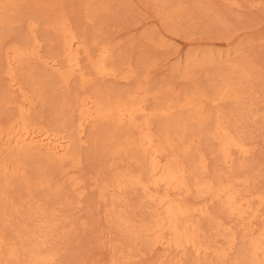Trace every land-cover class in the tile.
<instances>
[{
    "label": "rangeland",
    "instance_id": "374dc122",
    "mask_svg": "<svg viewBox=\"0 0 264 264\" xmlns=\"http://www.w3.org/2000/svg\"><path fill=\"white\" fill-rule=\"evenodd\" d=\"M61 1V8L49 10L41 0H17L13 11L0 7V124H8L16 112L13 104L5 103V98L18 96L9 85L10 77L6 72L4 59L5 48L22 43V36L28 34L30 29L29 19L35 18L33 20L38 21L35 34L37 32L41 43L40 54L44 58H52L58 52L60 42L45 23L53 21L57 16L69 18L88 42L94 60L98 58L104 45H110L108 48L113 58L110 57L108 61L116 62L121 73L132 74L130 79L119 80L108 76L99 79L94 71L93 61L83 59L82 65L86 68L89 81L85 88L79 89L81 95L87 94L95 86L109 85L125 89L141 84L149 92L154 88V92L156 87L169 85L172 88L170 95L162 97L167 96L171 104L180 103L179 111L176 107L172 112L181 115L180 128L185 130L188 141L193 138L192 153L203 152L208 156L210 177L221 173L225 177L239 178L236 181L239 189L245 194H253L254 204L261 206L254 217L256 221H253L258 228L263 226L264 202L258 205V195H264V0H180L184 13L176 19L173 15L166 19L164 5L153 0H95L91 5L92 10L100 8L95 14L92 10H86L85 0ZM205 55H210L214 61L203 67H195L188 77H184L187 58L201 59ZM60 60L63 61L62 58ZM232 64L250 71L249 79L244 84L243 97L244 105L249 107L244 114L243 126L250 151L242 156L239 151L234 150V166L230 169L222 161L217 142L211 140L209 143L205 138L199 137L196 130L199 129L200 122L212 124L219 112L224 115L234 112L232 120L238 116L233 101H213L211 97V91L219 83L218 75L228 72ZM19 67L17 73L20 78L33 75V80L41 88V100L35 110L40 117L39 121L43 125L58 127L61 122L53 116L55 103L61 98H66L70 103V89L79 84L78 77H72L69 84L71 86L66 87L62 85L61 78L49 76V70L36 59H26ZM189 98L193 99V103H187ZM153 102L150 101V104ZM199 108H203L204 112L202 121H199ZM71 110L67 106L65 112L70 114ZM247 123L250 125L247 126ZM90 140L85 135L83 142L77 140L75 144L82 155V162L71 168L72 175L82 180L78 187L60 179V186L52 188L53 190L27 188L24 184L27 172L31 173L38 162L32 153L17 154V159L20 160L17 162L23 164V169L17 172L18 175L3 176L0 186L4 190L3 198L18 204V210L11 212L3 204L0 205V232L6 240L17 243L20 258H7V246L0 240V264H31L28 253L25 252L28 246L20 237L30 238L41 225L44 226L42 230H45L46 225L51 227L44 247L45 253L55 254L51 264H194L197 257L191 250L186 254L178 251L165 254L160 246L152 247L151 243L132 239L119 232L111 222L114 211L126 213L133 220L136 219L137 223L146 216L145 212L148 213L140 202L141 192L131 188L124 194H115L114 198L108 195V199L104 201L99 195V185L112 173L136 170L137 167L135 161L125 155L104 165ZM5 146L6 143L0 141V156ZM39 163L47 171L50 170L48 172H53L50 169L54 168L53 165ZM56 177L58 178V174ZM20 185H25L26 190ZM30 189L32 194L27 192ZM195 195L192 193L185 200L193 203L198 200ZM214 201L216 200L210 203ZM38 205L45 210L42 218L34 215L32 211ZM210 205L209 216L202 218L206 241L215 244L216 220L232 224V230L239 238L235 252L237 256L243 245L239 221L231 222L218 202ZM3 212L7 213L6 217L2 215ZM219 239L221 245L226 243ZM201 259L200 264L216 263L212 256H202Z\"/></svg>",
    "mask_w": 264,
    "mask_h": 264
},
{
    "label": "bare ground",
    "instance_id": "6f19581e",
    "mask_svg": "<svg viewBox=\"0 0 264 264\" xmlns=\"http://www.w3.org/2000/svg\"><path fill=\"white\" fill-rule=\"evenodd\" d=\"M41 1L48 10L61 8L62 4L61 0ZM94 1L85 0L86 10H92L91 5ZM153 1L164 5L166 19L172 15L176 19L184 13L182 0ZM16 4L17 0H0V7L8 11H13ZM92 11L95 14L100 8L96 7ZM33 19H29L28 29H30L28 34L22 36V43L7 46L4 51L6 72L10 77L9 85L18 96L5 98V103L13 104L16 112L10 115L8 124H0V141L6 143L0 156V181L3 176L16 175L23 169V164L17 162L19 160L17 154L32 153L38 163L31 173L27 172L26 177L24 176V184L27 188H58L60 179H65L63 182L69 181L73 187H78L82 180L72 175L71 168L82 162V155L75 144L77 140L83 142L85 135H88L99 157L103 159L104 165L125 155L134 160L137 167L136 170L112 173L113 175L111 174L99 185V195L104 201L108 199V195L114 198L115 194H124L131 188L141 192L140 202L148 213L145 212L146 216L139 223L126 213L113 212L111 222L120 233L135 240L141 239L151 243L152 247L160 246L165 250V254L168 252L171 254L172 251L186 254L191 250L197 257L194 264H200L202 256L214 257L215 264H264V225L258 228L254 223L256 221L254 217L259 213L258 208L261 206L254 204L253 194H245L239 189L236 182L239 178L225 177L221 173L213 177L209 176L208 156L203 152L192 153L193 138L188 141L184 134L185 130L180 128L181 115L172 112L173 108L177 107V111L181 108L179 102L171 104L167 97L172 88L166 85L156 87L154 92L153 88L152 92L151 90L149 92L148 88L141 84L125 89L106 85L95 86L87 94L81 95L79 89L85 88L89 81L86 68L82 65L83 59L93 61L94 71L99 79L107 76L119 80L130 79L132 74L121 73L116 62L114 64L108 61L113 56L108 48L110 45H104L98 58L94 60L88 42L79 34L73 22L63 16H57L53 21L45 23L46 27L52 29L54 37L59 40L60 47L55 56L44 58L40 54L41 43L37 32V35L35 34L38 21ZM61 58L63 61L60 60ZM26 59H36L44 64V68L49 70V76L61 78L63 86L70 87L71 78L78 77L79 84L70 89V103L66 98H61L55 103L53 116L55 120L61 122L58 127L43 125L39 121L40 117L35 113L37 104L41 100V88L38 82L33 80V75L20 78L17 73V67ZM212 61L214 60L210 55H205L201 59L187 58L183 76L188 77L195 67H203ZM248 71L242 66L233 65L228 72L218 75L219 83L211 91L213 101H233L238 116L232 120L234 112H230L229 115L219 112L212 124L200 122V127L196 130L199 137L205 138L208 142L211 140L217 142L222 161L230 169L234 166V154H236L234 150L239 151L242 156L244 154L246 156L250 151L244 137L243 126L244 114L249 108H246L247 105L245 106L243 102L244 84L250 75ZM39 77L41 78V75ZM54 85L56 87V84ZM163 95L167 96L162 97ZM150 101H154L152 105ZM187 103H193V99L189 98ZM67 106L72 109L70 114L65 112ZM199 112V121H202L203 108H199ZM248 125L250 124L247 123ZM87 128H89L88 132ZM39 162L53 165L54 168H50L53 172H48L50 170L44 169ZM25 185H22L23 190H26ZM27 192L32 194L31 189ZM192 193L196 194L198 200L193 203L187 202L186 196ZM3 195L4 190L0 186V205L3 204L8 211L17 212L18 204L4 199ZM258 196L260 201L258 205H261L264 202V195ZM213 200L220 204V208L228 215L231 222L238 220L240 223L243 245L237 256L235 252L239 238L232 230V224L216 220L215 244L206 241L202 218L209 216L210 204L214 203L210 201ZM40 205L32 211L34 215L42 218L45 210ZM2 215L6 217L7 213L3 212ZM43 227L41 225L35 229L30 238L20 237V240L28 246L25 249L28 254L24 253L27 254L31 264H51L55 257V254L44 251L45 240L51 232V227L46 225L45 230H42ZM219 238L226 243L221 245ZM0 240L7 246V258L15 260L20 258L16 242L6 240L2 232H0Z\"/></svg>",
    "mask_w": 264,
    "mask_h": 264
}]
</instances>
